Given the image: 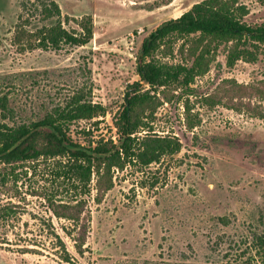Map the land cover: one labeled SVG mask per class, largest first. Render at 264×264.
<instances>
[{"label":"rangeland","instance_id":"374dc122","mask_svg":"<svg viewBox=\"0 0 264 264\" xmlns=\"http://www.w3.org/2000/svg\"><path fill=\"white\" fill-rule=\"evenodd\" d=\"M54 1L72 31L79 27L71 18L90 14L93 37L82 46L25 47V38H14L21 19L35 30L56 17L43 19L25 0H0V123L38 120L79 92L105 111L72 121L67 134L83 146L100 137L116 141L112 118L127 85L139 79L143 39L201 0ZM239 2L248 8L246 23H264V0ZM230 44L193 34L158 54L190 65L210 50L207 72L188 88L151 89L154 106L144 111L151 127L137 133L175 136L181 148L147 166L114 168L99 202L94 173L89 192L81 193L55 177L54 160L0 162V264H61L53 231L75 264H264V44L255 61L228 66ZM47 198L75 206L66 214L80 221L55 216ZM84 222L80 254L74 237Z\"/></svg>","mask_w":264,"mask_h":264},{"label":"trees","instance_id":"16d2710c","mask_svg":"<svg viewBox=\"0 0 264 264\" xmlns=\"http://www.w3.org/2000/svg\"><path fill=\"white\" fill-rule=\"evenodd\" d=\"M26 2L39 9L43 19L56 17V22L29 30L24 28L28 19L25 22L21 19L16 24L14 38L19 41L25 38V47L60 49L64 45L82 46L92 39L93 21L90 14L71 18L79 27V30L72 31L63 26L61 10L56 1L25 0L22 5ZM247 13V6L239 0H201L178 17L163 21L147 34L141 43L136 63L139 79L127 85L122 108L112 118L116 141L111 137H100L94 144L90 141L88 146H83L71 139L67 131L72 121L89 119L105 111L101 104L84 100L82 93L75 92L64 104L53 107L38 120L15 127L0 123V162L54 160L55 177L70 181L74 189L78 191L79 188L81 193L89 192L94 173L97 189L95 200L99 202L101 193L113 185L114 168L122 169L127 164L147 166L158 162L162 155L175 153L181 148V142L175 136H139L137 133L141 128L151 127L152 117L147 120L144 115L148 107L154 106L155 95L151 94V89L172 84L188 88L196 76L207 72L211 58L206 55L210 50L204 48L190 65L170 63L158 54H170L172 42L176 39L198 34L199 38L231 43L226 56L228 66L238 59L255 61L260 45L264 44V23H246L244 17ZM146 85L149 88H145ZM257 94H262V91L257 90ZM2 107H5L4 104ZM148 113L152 116L153 110L150 109ZM14 177L17 178L15 174ZM47 200L55 216L80 221L79 215L66 214L75 206L57 204L50 198ZM84 203L83 199L77 201V205ZM56 205L63 210L58 211ZM84 225L80 234L74 237L75 248L80 254L83 253L87 233L86 222ZM52 233L58 238V246L63 253L61 257L64 262L61 264H75L59 235L54 231Z\"/></svg>","mask_w":264,"mask_h":264}]
</instances>
